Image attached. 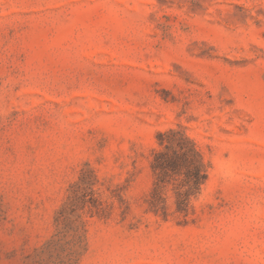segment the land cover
<instances>
[{
    "label": "rangeland",
    "instance_id": "374dc122",
    "mask_svg": "<svg viewBox=\"0 0 264 264\" xmlns=\"http://www.w3.org/2000/svg\"><path fill=\"white\" fill-rule=\"evenodd\" d=\"M168 129L187 215L148 204ZM0 264H264V0H0Z\"/></svg>",
    "mask_w": 264,
    "mask_h": 264
},
{
    "label": "trees",
    "instance_id": "16d2710c",
    "mask_svg": "<svg viewBox=\"0 0 264 264\" xmlns=\"http://www.w3.org/2000/svg\"><path fill=\"white\" fill-rule=\"evenodd\" d=\"M159 148L152 150L154 181L149 208L166 214V191L174 196L177 212L187 215L190 201L207 180V165L195 141L183 131L168 129L158 133Z\"/></svg>",
    "mask_w": 264,
    "mask_h": 264
}]
</instances>
